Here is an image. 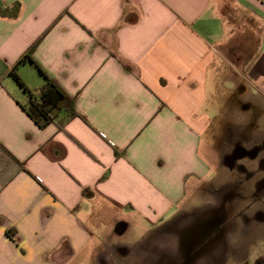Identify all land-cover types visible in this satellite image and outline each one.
<instances>
[{
	"label": "crops",
	"instance_id": "1",
	"mask_svg": "<svg viewBox=\"0 0 264 264\" xmlns=\"http://www.w3.org/2000/svg\"><path fill=\"white\" fill-rule=\"evenodd\" d=\"M241 12L260 25L247 82L220 56ZM28 51L73 99L62 127L22 107ZM216 158L264 168V0H0V264H163L210 216ZM187 244L174 263L249 264L239 239Z\"/></svg>",
	"mask_w": 264,
	"mask_h": 264
},
{
	"label": "rangeland",
	"instance_id": "2",
	"mask_svg": "<svg viewBox=\"0 0 264 264\" xmlns=\"http://www.w3.org/2000/svg\"><path fill=\"white\" fill-rule=\"evenodd\" d=\"M235 22L237 27L231 32L228 43L222 47L223 51L220 52V56L225 62L228 60L234 66L233 74L240 81L245 82L246 77L243 78L242 75L247 70V61L251 59L256 50L260 25L252 16L242 12L235 17ZM225 86L229 87V85ZM216 139H219L218 135ZM216 139L213 140L215 149L219 146ZM216 152H214L215 157L219 151ZM220 160L221 158H216L213 168H211L213 174L210 171L207 175L206 187L210 189L211 186L212 193L209 195L214 198L209 212L210 216L196 221L189 228L186 227L176 239L171 236L172 230L167 232L171 235L165 245H170L166 248L168 252L165 254L163 264H178L168 256L172 249V242L187 244L185 238H189L187 247H191L198 236H200L199 241L203 240L204 243L198 241L195 243V247H201V251L210 249L223 239L232 244H235V241L239 239L249 245L246 247V249L249 248V252L245 254L249 264H255V262H251H257L259 256H262L264 250V232L262 230L264 229V168L262 171L259 170L252 161L247 159H243L236 165L230 164L227 167H222ZM191 201L194 204L199 203V196H195ZM226 232L229 233L227 236H225ZM167 236H165L166 240ZM253 242L261 243V250L256 249L255 245H252ZM233 255L236 259L243 254L236 251ZM232 257L226 264H236L231 260ZM180 264H196V262L184 260Z\"/></svg>",
	"mask_w": 264,
	"mask_h": 264
},
{
	"label": "trees",
	"instance_id": "3",
	"mask_svg": "<svg viewBox=\"0 0 264 264\" xmlns=\"http://www.w3.org/2000/svg\"><path fill=\"white\" fill-rule=\"evenodd\" d=\"M18 3L12 8L11 15H15L18 10ZM1 13L5 11L1 10ZM27 60L39 71L43 78V83L38 94H33L21 81L17 74V65ZM10 74L27 94L26 104L23 109L30 119L40 128L45 127L50 122H56L59 127L63 123L76 117L73 99L67 95L59 85L47 76L43 70L30 57V52L20 58L10 70ZM85 191V190H84ZM13 237V233L8 232Z\"/></svg>",
	"mask_w": 264,
	"mask_h": 264
},
{
	"label": "flooded vegetation",
	"instance_id": "4",
	"mask_svg": "<svg viewBox=\"0 0 264 264\" xmlns=\"http://www.w3.org/2000/svg\"><path fill=\"white\" fill-rule=\"evenodd\" d=\"M233 155H236V154H234V152H233ZM199 239H200V236H198L197 239H196V241H194V242H195V243L198 242ZM201 241H202V243H204L203 240H200L199 242H201ZM189 247H190V246H189ZM190 249H191V247H190ZM201 249H202L201 247H196V249H195V253H196V254H197L198 252L201 253V252H202ZM191 258H192V259H191ZM186 260H192V261H193L194 259H193V257H191V256L189 255V256H187ZM178 264H180V263H178Z\"/></svg>",
	"mask_w": 264,
	"mask_h": 264
}]
</instances>
